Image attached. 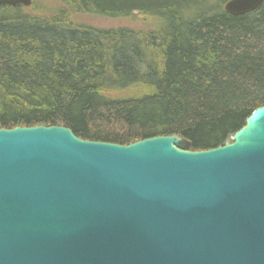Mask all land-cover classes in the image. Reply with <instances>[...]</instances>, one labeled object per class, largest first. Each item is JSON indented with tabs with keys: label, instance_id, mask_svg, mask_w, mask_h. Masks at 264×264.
Returning <instances> with one entry per match:
<instances>
[{
	"label": "water",
	"instance_id": "obj_1",
	"mask_svg": "<svg viewBox=\"0 0 264 264\" xmlns=\"http://www.w3.org/2000/svg\"><path fill=\"white\" fill-rule=\"evenodd\" d=\"M189 149L177 136L122 146L0 130V264H264V106L225 146Z\"/></svg>",
	"mask_w": 264,
	"mask_h": 264
},
{
	"label": "trees",
	"instance_id": "obj_2",
	"mask_svg": "<svg viewBox=\"0 0 264 264\" xmlns=\"http://www.w3.org/2000/svg\"><path fill=\"white\" fill-rule=\"evenodd\" d=\"M229 1L61 0L49 14L0 6V130L225 146L264 106V4L232 16ZM91 16L143 25L97 27L83 21Z\"/></svg>",
	"mask_w": 264,
	"mask_h": 264
},
{
	"label": "rangeland",
	"instance_id": "obj_3",
	"mask_svg": "<svg viewBox=\"0 0 264 264\" xmlns=\"http://www.w3.org/2000/svg\"><path fill=\"white\" fill-rule=\"evenodd\" d=\"M32 2L36 4L34 7L35 9L36 7L40 9L38 11L39 13H47V14L53 13L54 11H57L62 7L61 0H32ZM35 9L33 10L34 12H36ZM83 19H84L83 21L86 24L89 23L90 25H94L97 27H104V28H117L122 26L136 28V27H141L143 25L141 19L112 20V19H102L100 17L98 18L94 16L86 17Z\"/></svg>",
	"mask_w": 264,
	"mask_h": 264
}]
</instances>
